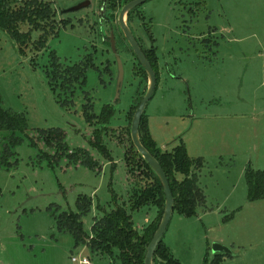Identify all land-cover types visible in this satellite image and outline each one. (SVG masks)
Listing matches in <instances>:
<instances>
[{
  "label": "rangeland",
  "instance_id": "374dc122",
  "mask_svg": "<svg viewBox=\"0 0 264 264\" xmlns=\"http://www.w3.org/2000/svg\"><path fill=\"white\" fill-rule=\"evenodd\" d=\"M47 1L58 36L43 50H33L36 32L19 52L0 30L1 105L27 122L24 133H14L22 139L11 150L15 167L0 168V264H72L79 255L91 264H121L117 249L108 259L81 244L74 248L72 235L57 230L56 217L77 213L76 198L86 196L91 207L81 222L88 235L116 206L140 235L159 219L153 205L130 210L134 190L144 184L127 159L131 109L145 95L148 78L118 25L128 0ZM84 2L86 7L66 12ZM125 21L157 64L159 78L145 108L152 139L162 152L182 144L190 159L203 161L190 175L198 177L204 204L193 217L172 213L163 244L180 264H215L217 253L218 264H264V197L249 199L245 179L248 169L264 173V0H149ZM51 53L61 69L94 65L74 95L51 80ZM116 55L124 72L118 97ZM86 104L98 116L106 106L113 113L105 125L89 126L81 112ZM48 128L64 133L67 155L87 152L97 167L81 166L87 153L79 161L63 156L54 140L38 133ZM97 130L110 158L88 144ZM10 136L0 132V158ZM215 243L226 251L213 252Z\"/></svg>",
  "mask_w": 264,
  "mask_h": 264
},
{
  "label": "trees",
  "instance_id": "16d2710c",
  "mask_svg": "<svg viewBox=\"0 0 264 264\" xmlns=\"http://www.w3.org/2000/svg\"><path fill=\"white\" fill-rule=\"evenodd\" d=\"M54 18V11L47 0H0V30L16 43L19 52L25 49L31 42V33L36 32L40 34L39 38L32 42L35 52L43 50L49 39L57 38L58 31ZM25 25L27 26V30L23 33L20 29ZM144 53L153 71H155L157 83L159 76L157 77L156 60L152 59L146 52ZM51 58V70L48 72L52 76L51 80L60 81V89L68 91L72 95H74L72 92L76 86H85L86 71L89 68H94L93 64L81 62L61 69L62 67L58 62L56 54L51 53ZM138 66L139 70L146 77V72L143 71L139 63ZM1 104L0 100V132L9 131L11 136L8 138V143L3 146L0 168L9 170L16 165V161L13 163L9 161L14 154L11 150L22 144V139L16 137L14 133H24L27 129V122L23 114L10 109L4 110ZM137 105L131 110L134 111ZM62 107H65V105H62ZM81 112L85 123L89 124V126L105 125L113 113L111 107L106 106L101 109V114L98 116L92 112V106L89 104L84 105ZM138 131L142 146L155 157L166 175L173 195L172 213L176 212L184 218L195 216L197 207L204 204L205 197L198 186V177L196 174L190 175V171L192 167L201 168L202 159H190L182 144L174 147L171 152H162L157 147L147 128V115H145V112L141 116ZM38 133L42 134L47 142L54 140L56 148L71 161H79L80 155H86L87 153L77 150L67 155V147L63 143L65 136L59 129H39ZM93 135V139L88 140L89 146L96 149L104 157L110 158L109 152L101 144V132L98 130L93 131ZM31 146H35L33 141L31 142ZM129 151L130 157H127L128 163L137 170V174L134 177L144 183L142 186L137 185L139 187L134 190V198L130 210L139 211L144 206L153 205L159 209L158 221L149 224L143 234L140 235L133 228L131 216L127 214L123 207L116 206L112 211L105 213L93 223L90 228L91 233L88 235L83 231L81 218L88 214L91 207V199L86 196H79L75 200V208L78 212H63L58 215L56 217V227L58 231H65L72 235L74 248L81 244L89 250L101 252L108 259L113 258L112 249H117L121 264H143L146 247L155 233L164 212V193L154 171L149 168L148 164L135 150L131 139ZM49 165L51 166V164ZM81 166L85 169L93 170L97 167V163L87 153V158L84 162H81ZM129 173L134 175L131 170H129ZM177 176L183 177V179L180 181L177 179ZM245 179L249 199L263 198L264 173L248 169L245 173ZM155 249L152 264H180L172 256L170 249L163 244V238ZM219 255L221 254L217 253V255H214L215 264L219 262V258L221 257ZM204 262V264H207L206 260Z\"/></svg>",
  "mask_w": 264,
  "mask_h": 264
},
{
  "label": "water",
  "instance_id": "95a60500",
  "mask_svg": "<svg viewBox=\"0 0 264 264\" xmlns=\"http://www.w3.org/2000/svg\"><path fill=\"white\" fill-rule=\"evenodd\" d=\"M149 0H131L125 4H123L122 8L119 11V16H118V25L120 28V31L123 33L125 36L131 51L134 53V56L137 59V62L139 65L142 67L143 71L146 72L147 78H148V84L146 87V92L137 107L135 108V112L133 114L131 123H130V137L132 144L139 153V155L142 157V159L148 164L149 168L154 171L155 175L157 176L161 188L163 189L164 193V212L161 217V220L156 228L155 233L153 234L151 240L149 241V244L146 247V253L144 257L143 264H152V259L153 255L155 253V248L159 244V242L162 240L164 237L165 232L167 231V226L169 223V220L171 218L173 209V195L172 191L169 188L168 180L166 178V175L161 169L160 165L158 164L157 160L155 157L148 151L146 150L141 142H140V137H139V124L141 120V116L145 112V108L147 103L151 100L154 94V88L156 85V74L155 71H153L146 55L144 52H142L141 48L138 46V43L133 36V33L130 31L128 25L126 24L125 17L128 14L129 11L134 9L135 7H138L140 5H143L144 2H147ZM88 5L87 2H84L82 4H79L75 7L69 8L66 10V12H75L78 11ZM111 44H112V51L116 54L115 48H114V36L112 35L111 37ZM116 62H117V72H118V77H117V82H116V97L119 96V90L121 87V83L123 80V69H122V63L120 58L116 55ZM213 252L217 253L220 251H226L223 249V247L219 246L218 244H214L213 246Z\"/></svg>",
  "mask_w": 264,
  "mask_h": 264
},
{
  "label": "built area",
  "instance_id": "2783aa9c",
  "mask_svg": "<svg viewBox=\"0 0 264 264\" xmlns=\"http://www.w3.org/2000/svg\"><path fill=\"white\" fill-rule=\"evenodd\" d=\"M70 260L72 264H91L87 257L80 255L78 257L72 256Z\"/></svg>",
  "mask_w": 264,
  "mask_h": 264
},
{
  "label": "flooded vegetation",
  "instance_id": "af4514ba",
  "mask_svg": "<svg viewBox=\"0 0 264 264\" xmlns=\"http://www.w3.org/2000/svg\"><path fill=\"white\" fill-rule=\"evenodd\" d=\"M131 1V0H130ZM129 2V1H128ZM127 3V2H126ZM144 3H146V2H144ZM143 3V4H144ZM140 6H143V5H140ZM140 6H138V7H140ZM137 7H135L134 9H136ZM134 9H132V10H134ZM187 12H188V10H187ZM139 46V45H138ZM140 47V46H139ZM142 50V49H141Z\"/></svg>",
  "mask_w": 264,
  "mask_h": 264
},
{
  "label": "crops",
  "instance_id": "0c3cea01",
  "mask_svg": "<svg viewBox=\"0 0 264 264\" xmlns=\"http://www.w3.org/2000/svg\"><path fill=\"white\" fill-rule=\"evenodd\" d=\"M215 244H218V243H215ZM220 246V244H218Z\"/></svg>",
  "mask_w": 264,
  "mask_h": 264
}]
</instances>
